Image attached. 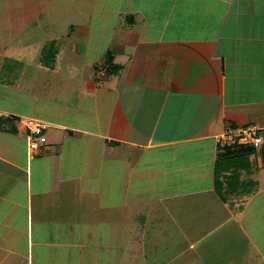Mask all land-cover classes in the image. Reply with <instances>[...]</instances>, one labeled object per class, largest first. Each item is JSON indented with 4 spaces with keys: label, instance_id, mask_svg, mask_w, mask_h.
<instances>
[{
    "label": "crops",
    "instance_id": "1",
    "mask_svg": "<svg viewBox=\"0 0 264 264\" xmlns=\"http://www.w3.org/2000/svg\"><path fill=\"white\" fill-rule=\"evenodd\" d=\"M110 1L0 0V112L70 97L38 153L0 127V264H264V0Z\"/></svg>",
    "mask_w": 264,
    "mask_h": 264
},
{
    "label": "rangeland",
    "instance_id": "2",
    "mask_svg": "<svg viewBox=\"0 0 264 264\" xmlns=\"http://www.w3.org/2000/svg\"><path fill=\"white\" fill-rule=\"evenodd\" d=\"M108 4H110L111 6L113 5V7H114L115 1L112 0V1L108 2ZM58 11L60 12L59 15H57ZM46 12L48 13L49 17H51V20H53V22L57 19L63 20L61 22H64L65 18H67V19L73 18V12L71 11V15H70V11L67 8L64 11H62V10L55 11V13H57V14H55L52 10H47ZM97 17L100 18L101 16H97ZM111 18L113 19V21L118 20V18L115 15H111ZM121 18L122 17H120L119 20ZM61 22L59 23L58 27L51 25L49 27V29L46 28V33L47 32H53L52 35H55V33L59 34L60 32L63 33V30L65 28L63 29V26H62L63 23H61ZM58 28L60 29V32H59ZM47 44H49V43H47ZM95 55L96 54L92 53L90 58H94ZM74 57H75V54H74ZM77 60L79 61V56L75 57V61H77ZM83 72L84 71L81 70V73H79L80 76H82L81 74H83ZM73 77L74 78L77 77V80H78L77 74L73 75ZM28 92H29L28 94H26V93L25 94H15L14 92H12L11 93L12 96H9L8 97L9 99L7 101H3V102H4V104H8L9 106L14 105V106H12V108H16L17 112H22V111L26 112V111L32 109L33 107H31V106L34 104L35 105L34 108L36 110L35 114L37 115V120L40 122H44V123L46 122V119H42V118H44V117L46 118V116L49 118V120L51 119L50 116H52L53 119L60 118L62 116L61 114L63 113V111H61L62 103H67L68 101H70L69 100L70 97H68L67 95H61V97L63 99H59L58 97H53V99H50L48 97L49 95H47V94H46V97H44V98L43 97L34 98L33 95H31V91H28ZM16 93H18V92H16ZM66 99H68V101ZM35 101H37V102H35ZM0 102H1V99H0ZM64 115H65V112H64L63 116ZM21 118H26V117H21ZM64 118H65V116H64ZM51 131H52L51 129L47 130V137ZM108 249H109V247H107V249H104L100 252L102 253L101 255H103L104 259H106V257H108L107 255H110V256L113 255L114 256L113 257V264H126L124 262L123 263L120 262V260L123 259V261H124V259H125L128 261L129 259H131L129 257V254H128V250L127 249H126V251H125V249L120 250L117 248L116 244H114L113 250H111V249L108 250ZM140 254H142V253L140 252ZM118 260H119V262H118ZM137 264H139V263L137 262Z\"/></svg>",
    "mask_w": 264,
    "mask_h": 264
},
{
    "label": "built area",
    "instance_id": "3",
    "mask_svg": "<svg viewBox=\"0 0 264 264\" xmlns=\"http://www.w3.org/2000/svg\"><path fill=\"white\" fill-rule=\"evenodd\" d=\"M6 122H12L17 132L25 136L30 155L45 148L49 128L46 123L31 118H16L0 112V126L5 127ZM216 144L222 148L251 145L253 148L258 149L261 145V138L255 126L226 128L216 137Z\"/></svg>",
    "mask_w": 264,
    "mask_h": 264
},
{
    "label": "trees",
    "instance_id": "4",
    "mask_svg": "<svg viewBox=\"0 0 264 264\" xmlns=\"http://www.w3.org/2000/svg\"><path fill=\"white\" fill-rule=\"evenodd\" d=\"M105 66L107 67L106 69L108 70V73L111 75L115 74L119 69V66L113 65L109 60L105 63Z\"/></svg>",
    "mask_w": 264,
    "mask_h": 264
}]
</instances>
